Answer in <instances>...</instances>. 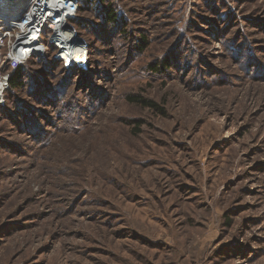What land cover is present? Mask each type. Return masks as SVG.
<instances>
[{
    "label": "rangeland",
    "instance_id": "rangeland-1",
    "mask_svg": "<svg viewBox=\"0 0 264 264\" xmlns=\"http://www.w3.org/2000/svg\"><path fill=\"white\" fill-rule=\"evenodd\" d=\"M72 1L85 70L0 22V264H264V0Z\"/></svg>",
    "mask_w": 264,
    "mask_h": 264
},
{
    "label": "bare ground",
    "instance_id": "bare-ground-1",
    "mask_svg": "<svg viewBox=\"0 0 264 264\" xmlns=\"http://www.w3.org/2000/svg\"><path fill=\"white\" fill-rule=\"evenodd\" d=\"M18 1L0 0V22L21 30L22 33L17 41L13 36V41H16V44L13 45L12 51L17 58H23L22 64L32 57L31 55L41 52V37L44 30L48 28L53 32L51 40L60 49L62 60L67 62L70 67L78 65L85 70L89 57L86 47L77 42L73 44L74 46L72 45L75 32L68 30L67 24L68 20L76 17V1L58 0L59 3H57L55 0H34L35 3H33V0H29L30 2L27 0L28 4L27 2L25 4L28 9L22 13L18 12ZM74 54H76V58L72 60ZM5 80L0 76V96L5 90Z\"/></svg>",
    "mask_w": 264,
    "mask_h": 264
},
{
    "label": "trees",
    "instance_id": "trees-1",
    "mask_svg": "<svg viewBox=\"0 0 264 264\" xmlns=\"http://www.w3.org/2000/svg\"><path fill=\"white\" fill-rule=\"evenodd\" d=\"M107 18H108V20L110 21V22H114L115 21V19H116V17H115V14L111 11V10H109V13L107 14ZM46 47V46H45ZM7 56V55H6ZM6 56H5V58H6ZM35 56H38V55H35ZM89 56V55H88ZM5 61V60H4ZM3 61V62H4ZM7 63V62H6ZM6 63H5V65H6ZM5 65H1V67H0V74H2L3 73V68H4V66ZM75 66H77V67H79L78 65H74V66H72V67H75ZM23 67L22 66H19V67H17L15 70H14V76H13V79L10 81L11 83H12V85H15V83L17 82V80H18V75H19V73L21 72V69H22ZM81 69V68H80ZM83 70V69H82ZM15 81V82H14ZM133 100L134 101H136V102H142L143 103V105L144 106H146V107H152V108H155L156 107V105L155 104H153V103H150V102H148V101H143V100H137V99H134L133 98Z\"/></svg>",
    "mask_w": 264,
    "mask_h": 264
},
{
    "label": "built area",
    "instance_id": "built-area-1",
    "mask_svg": "<svg viewBox=\"0 0 264 264\" xmlns=\"http://www.w3.org/2000/svg\"><path fill=\"white\" fill-rule=\"evenodd\" d=\"M28 1H29V0H28ZM25 2H27V0H19V7H21L22 4H25ZM33 3H35L34 0H33ZM33 3H32V4H33ZM30 5H31V4H30ZM2 47H3V46H2V44H1L0 49H1ZM11 50H12V49H11ZM7 58H8L9 61L15 63V65H17V67L23 65V64H22V63L24 62L23 58H17V56H15V53H14L13 51H9V53L7 54V56H6V58H5L6 61H8ZM1 59H2V56H1ZM2 60H3V59H2ZM2 60H1V63H2ZM1 63H0V67H1Z\"/></svg>",
    "mask_w": 264,
    "mask_h": 264
},
{
    "label": "water",
    "instance_id": "water-1",
    "mask_svg": "<svg viewBox=\"0 0 264 264\" xmlns=\"http://www.w3.org/2000/svg\"><path fill=\"white\" fill-rule=\"evenodd\" d=\"M4 1H6V0H4ZM8 1H18V0H8ZM19 2V1H18ZM72 30V27H70V26H68V30ZM74 43H76V42H74V39H73V43H72V45L74 44ZM78 43V42H77ZM74 46V45H73ZM43 51V50H42ZM42 51L40 52V53H42Z\"/></svg>",
    "mask_w": 264,
    "mask_h": 264
}]
</instances>
